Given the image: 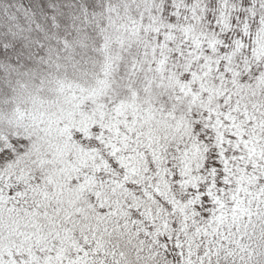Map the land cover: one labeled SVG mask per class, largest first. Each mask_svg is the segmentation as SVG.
Returning a JSON list of instances; mask_svg holds the SVG:
<instances>
[{
    "label": "snow or ice",
    "instance_id": "1",
    "mask_svg": "<svg viewBox=\"0 0 264 264\" xmlns=\"http://www.w3.org/2000/svg\"><path fill=\"white\" fill-rule=\"evenodd\" d=\"M52 19L0 62V264H264V0Z\"/></svg>",
    "mask_w": 264,
    "mask_h": 264
},
{
    "label": "trees",
    "instance_id": "2",
    "mask_svg": "<svg viewBox=\"0 0 264 264\" xmlns=\"http://www.w3.org/2000/svg\"><path fill=\"white\" fill-rule=\"evenodd\" d=\"M94 7V0H0V62L18 61L31 63L28 57L43 54L42 49H26L22 40L14 39L13 33L23 31L34 37L43 32L57 31L53 17L58 21L59 35L70 31L71 17L81 4ZM8 45L9 47H5Z\"/></svg>",
    "mask_w": 264,
    "mask_h": 264
},
{
    "label": "rangeland",
    "instance_id": "3",
    "mask_svg": "<svg viewBox=\"0 0 264 264\" xmlns=\"http://www.w3.org/2000/svg\"><path fill=\"white\" fill-rule=\"evenodd\" d=\"M25 64H26V65H29V66L31 65V63H25Z\"/></svg>",
    "mask_w": 264,
    "mask_h": 264
}]
</instances>
